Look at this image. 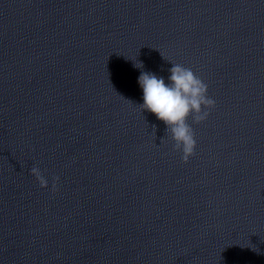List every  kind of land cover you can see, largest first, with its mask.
Returning <instances> with one entry per match:
<instances>
[{
  "label": "clouds",
  "instance_id": "1",
  "mask_svg": "<svg viewBox=\"0 0 264 264\" xmlns=\"http://www.w3.org/2000/svg\"><path fill=\"white\" fill-rule=\"evenodd\" d=\"M171 64L169 83L154 73L141 72L138 83L143 91V103L139 108L153 113L165 123L166 133L173 141V149L181 152L182 162L187 163L189 157L195 154L197 143L192 124L205 121L209 110L215 107V101L208 96V85L191 68L180 63ZM134 66L143 68L140 62ZM30 173L41 188L48 186V180L38 166L34 165ZM58 180L59 177H53V189Z\"/></svg>",
  "mask_w": 264,
  "mask_h": 264
}]
</instances>
